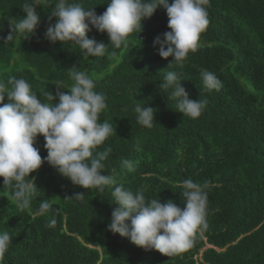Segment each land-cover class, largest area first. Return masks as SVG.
<instances>
[{
	"label": "trees",
	"instance_id": "16d2710c",
	"mask_svg": "<svg viewBox=\"0 0 264 264\" xmlns=\"http://www.w3.org/2000/svg\"><path fill=\"white\" fill-rule=\"evenodd\" d=\"M75 2L101 15L109 0ZM24 3L0 0V80L24 78L47 102L44 93L55 95L54 83L62 82L67 92L73 83L69 73L86 72L106 97L100 121L117 132L97 149H111L104 174L134 192L142 189L148 200L172 201L182 209L181 184L192 179L207 191V227L180 254L168 257L145 250L108 230L117 206L112 202L114 186L104 192L87 190L44 163L30 174L38 195L24 211L0 177V234L12 237L3 264H264V0H210L209 25L182 66L169 65L173 58H162L159 46H153L157 36L163 39L171 30L162 6L120 49L110 44L106 32L93 28L88 38L107 48L104 56L89 57L72 42L53 44L45 38L47 27L55 23V18L49 20L54 0L35 6L40 24L30 39L14 34L5 42L9 19L26 15ZM204 70L218 77L219 90L205 87ZM168 72L179 75L191 99L207 101L198 119L178 112L176 100L169 98L171 90L160 88ZM137 103L156 110L151 129L137 123ZM44 144L38 136L34 146L42 158L47 156ZM122 159L132 161L136 171L128 172ZM81 192L83 201L74 198ZM45 200L51 208L39 215ZM52 219L56 223L49 228Z\"/></svg>",
	"mask_w": 264,
	"mask_h": 264
},
{
	"label": "clouds",
	"instance_id": "9594fccd",
	"mask_svg": "<svg viewBox=\"0 0 264 264\" xmlns=\"http://www.w3.org/2000/svg\"><path fill=\"white\" fill-rule=\"evenodd\" d=\"M51 2L25 0L22 10L26 15L19 21L9 19L10 34L5 42L11 41L14 34L24 40L30 39L40 24L35 6ZM54 2L49 20L55 18V23L49 24L45 38L53 44L72 42L89 57H102L107 48L88 38L87 33L93 28L100 33L106 32L110 44L120 49L127 46L131 34L142 31V22L162 6L171 30L163 34V39L157 36L153 46H159L158 54L162 58H173L169 65L175 62L182 66L188 54L197 51L200 35L209 25L207 7L210 0H171V3L169 0H109L101 15L91 10L93 8L85 9L75 0ZM69 75L73 83L68 91H63L62 82L54 83L55 95L50 91L44 93L47 102L38 98L24 78L13 76L7 82L0 80V177L4 186L11 188V198L16 206L21 211L31 208L38 189L35 177L30 178V174L47 163L73 185L84 189L104 192L106 187L114 186L112 202L117 206L112 209L108 224L112 233L129 238L138 247L155 249L168 257L191 248L196 234H203L207 227L205 186L190 178L185 179L181 184L185 204L182 209L172 201L148 200L142 189L134 192L112 175L104 174V161L111 149H97L111 135H117L109 122L100 121V114L107 107L106 97L95 90V82L86 72L71 71ZM201 76L208 90L221 88V81L213 72L204 70ZM160 88L166 92L171 90L169 98L176 100L178 112L183 116L195 120L205 110L207 101L191 99L176 72H168ZM5 96L7 103L4 102ZM54 100H58L55 105ZM134 111L139 125L148 129L154 126V108L149 105L141 107L137 103ZM38 136H43L45 141L47 156L44 158L34 146ZM121 162L128 172L136 171L132 161L122 159ZM84 197L83 192L74 196L80 201ZM50 208L48 201H41L37 214L45 215ZM55 223L52 219L47 226L54 227ZM11 242L8 232L0 234V264H3Z\"/></svg>",
	"mask_w": 264,
	"mask_h": 264
}]
</instances>
